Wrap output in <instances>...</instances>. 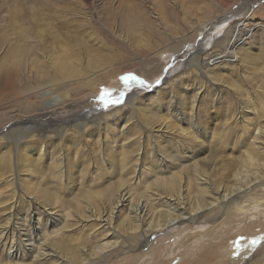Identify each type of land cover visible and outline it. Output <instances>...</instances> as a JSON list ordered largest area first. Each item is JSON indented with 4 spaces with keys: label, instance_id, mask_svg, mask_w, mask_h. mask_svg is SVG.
I'll list each match as a JSON object with an SVG mask.
<instances>
[{
    "label": "bare ground",
    "instance_id": "1",
    "mask_svg": "<svg viewBox=\"0 0 264 264\" xmlns=\"http://www.w3.org/2000/svg\"><path fill=\"white\" fill-rule=\"evenodd\" d=\"M126 1L130 4L125 12L109 15L125 29L124 34L109 27L104 30L115 41L123 38L125 49L108 55L99 52L90 55L91 50L88 52L86 44L77 38L70 45L58 34L57 23L41 13L40 8L35 11L30 3L25 8L20 1L11 0L7 13L0 17V95L13 99L20 83L17 78L27 69H21L23 65L37 71L35 85L26 81L19 91L24 108L13 109V113L10 112L13 107L8 109L11 114L6 117L7 123L0 126L5 128H0V138L11 140L8 136L11 133L15 144L11 153L10 144L0 142V176L6 175V186L11 187L8 199L0 197V212L8 210V217L0 226V264H112L115 256L141 251L155 232L180 229L183 223L190 228L200 218V211L215 210V206L217 210L200 221L212 227H206L204 232L198 228L193 236L210 235L222 223L217 220L220 212L226 220L232 221V215L250 223L257 216H264V152L258 146L264 144V48L257 49L253 42L255 29L264 27L256 16L257 12L264 15V0H199L197 5L192 4L194 11L188 17V10L179 15L164 0ZM103 2L112 5L109 0H102L104 5ZM51 5L57 6L48 4L50 9ZM88 9L76 11L81 13L80 23H98L94 18L96 10L93 13ZM151 14L153 18L149 17ZM110 18L106 17L108 21ZM230 19L233 20L223 26ZM220 24L222 33L214 30ZM126 33L134 38L133 45L123 37ZM219 33L222 35L218 36ZM80 53L88 55L83 57L86 64H82ZM163 54L173 56L165 61V66L159 58ZM239 67H248L253 73L254 88L260 94L250 89L245 77L238 73ZM129 71L139 75L145 84L150 80L154 87L121 83L116 92L109 91L120 96L123 103L104 101L99 112L87 110V101L92 100L102 82ZM23 75L32 74L28 75L26 70ZM222 88L232 92V102L241 100L238 102L241 106L235 105L231 113V129H235V124L247 128L243 137L247 142L236 150L234 140L241 139L232 131L228 138L232 145L227 143L230 154L212 174L210 183L207 173L213 159L210 152H218L225 139L222 132L212 130L214 126L210 128L212 110L217 107ZM78 104L79 112L71 115L70 109L76 111ZM108 105L113 106L105 107ZM86 151L91 154L90 160L84 157ZM171 162L177 165V171L192 169L197 179L187 180L188 190L182 187L180 176L161 174L172 168H167ZM112 163L118 171L128 168L130 176L126 183L131 186L148 181L149 173L160 174V180L155 179L162 188L155 195L159 204L154 201L149 211L145 202L132 204L120 186L115 191L106 184L103 190L94 188L92 192V187L88 188L90 182L84 180L91 175L98 180L107 179L114 173L108 169ZM227 172L233 185L219 189L216 184ZM49 175L52 180L45 179ZM34 178L41 184L42 193L36 188L29 189ZM63 179L69 190L61 192ZM52 181L54 185L49 184ZM82 185L86 192H91L73 193L76 203H72L70 192L76 193ZM258 189L261 192L253 202L252 193ZM28 190L34 191L38 198L46 195L51 204L59 202L58 212L53 211L54 207L49 210L28 207L18 218L13 217L21 205L20 193ZM239 196L242 197L238 202ZM246 214L254 216L246 218ZM88 222L94 227L92 232L82 239L73 238L74 242H64L63 237L69 231L87 226ZM185 241L182 238L180 245ZM251 258L247 264H264V252L259 258L254 255Z\"/></svg>",
    "mask_w": 264,
    "mask_h": 264
},
{
    "label": "rangeland",
    "instance_id": "2",
    "mask_svg": "<svg viewBox=\"0 0 264 264\" xmlns=\"http://www.w3.org/2000/svg\"><path fill=\"white\" fill-rule=\"evenodd\" d=\"M18 1H20L21 4L23 5V7H25V8H27L29 6V3L33 6H35V9H34L35 11H38L39 10L38 8H40L41 13H43L44 15L46 14L48 17H50L51 20H53L54 22L57 23L58 34L61 37L66 39V41L70 42V45H73L75 43L74 38H77L78 40L80 39L88 47L87 51L89 52L91 50L90 55H95L94 53H96V52L97 53L99 52L100 55L114 54V53L120 52L119 49H121V50L125 49V47H124L125 44L122 41L123 38H120L119 36H117L120 39L118 38V40L115 41L116 39L112 38L109 34H106L104 32V30H108L107 28L109 27V28H111V30H114L115 32L123 33V30H125V29H122V26L119 23H117L116 21H114L113 19H111L109 15L113 14V16L114 15L119 16V14L121 12H125L128 9L127 5L130 4L126 0H109V2L112 5H114V7H111L112 5L109 6L108 3L105 4V2H103L105 5L104 6L102 4V0L101 1L100 0H88V1L87 0H18ZM10 2H11V0H0V17H4V15L7 13V6H8L7 4H9ZM197 2H199V0H196V1L195 0H164L165 5H168L170 8H172V10L174 12H176L179 15H180V13L188 10L189 12L186 13L187 17L190 16V14H192L194 11V9H192V4L196 3V5H197L198 4ZM200 2H201V0H200ZM51 3L57 4L56 8L53 7V5H51V9H50L48 7V4H51ZM83 3L86 5H84ZM91 3L93 4V6ZM101 4H102V6H101ZM81 5H83V6L81 7ZM83 7L84 8L87 7V9L88 8L91 9V10H89V9L88 10L90 12H93V13L96 10V12L94 13V18L98 21V23L95 21H94L93 25L80 23V19H81L80 17L81 16H79V15H81V13H77V12H79L78 10L83 11L82 10ZM100 8H101V10H100ZM138 8L139 7H134V10L137 9V11H138L139 10ZM143 8H145V10L147 12H149L148 9H146V7H144L142 5V9ZM142 9L140 10L141 12H143ZM155 12L157 13V8H156ZM256 14H257L256 16H258L259 21L264 22V15H262L261 13H258V12ZM152 16L153 15L151 14L149 17H152ZM106 17H109L110 21H108L106 19ZM165 20L167 22H170V20L168 18H165ZM232 20L233 19H230L229 22L223 23V26L230 23ZM155 23L158 27L161 26V24H159L158 22H155ZM221 25L222 24H220V26H216V28L214 30L222 33L221 28H219V27H221ZM91 28L94 29L93 33L90 32ZM120 29H122V30H120ZM255 30H256V33L253 34L256 36V37L254 36V38H253V42H255L254 47H256L257 49L258 48H264V27H259V28H256ZM221 33H219L218 36L222 35ZM259 35L261 36L260 38H259ZM99 36L102 38H100ZM123 37L128 38L129 41L133 45L134 38L131 37L129 33H126L125 36H123ZM103 40L105 41V43H103ZM39 52L41 54H43L44 50L40 49ZM80 54L82 57V64H84L85 60L83 61V57L88 58V55L83 54V53H80ZM172 57H173L172 54H163V56H161L159 58H160L161 62L165 63V61L171 60ZM165 65H166V63L163 66H165ZM26 66H27V64H26ZM26 66L24 67V65H23L21 68V69L27 68V69H24L25 72H23V70L21 71L20 75H22V77L19 75V77L17 78L20 81V83L19 82L17 83V85H18L16 87L17 91H15V93L13 94V99L10 98L9 95H0V126L6 125V123H7L6 117H8L11 114L10 112H12V113L14 112V111H12L13 109L14 110L15 109L16 110H22L24 108V106H23L24 104L21 103V99L19 97V96L22 97V94H21L22 92L20 93L19 91L24 88L25 82L26 81L32 82L33 85H35V83H36V81H33V80H35L36 76L34 74H36L37 71L33 67L28 68ZM32 69L34 70V71H32L33 73L30 72ZM174 69H176V68H174ZM26 70H27L28 75L29 74H32V75H30L29 77L27 75H23L24 73L26 74ZM94 70H97V68H95ZM174 71H176V70H174ZM238 73L240 75L242 74L245 77V79H246L245 81L248 83L249 87H251L250 89L252 91L259 92L258 89L254 88L255 79L253 78V75H252L253 73L249 70L248 67L247 68L246 67L245 68L239 67ZM129 74L139 77V75H136V73H134L133 71L124 72V73L121 72V73L117 74L114 78H108L107 79L108 82H106V83L102 82L97 87L98 89H96V91H95L96 95L94 93L92 100L87 101V102H89L87 104V105H89L87 107V110L89 109L88 111H94L95 110V111L99 112L100 110H102V108H104V101L118 100L119 103H115V104L123 103V100H121L120 96H117L116 93L113 95L111 93L116 92V90H117L116 88L118 87V85L121 88V86H122L121 83H125V81L123 80V77H125ZM27 79H29V80H27ZM149 81L150 80H147V83L144 86L149 87V88L154 87V85L150 84L152 82L151 81L149 82ZM252 82H253V84H252ZM131 84H135V83H130V85ZM109 90L112 92H110ZM230 94H231V97L228 96ZM259 94H260V92H259ZM114 95H116V96H114ZM80 98H82V97H80ZM105 99H107V100H105ZM233 99H234V97L232 95V92L230 93V90H227L226 88H222V95H221V98L219 99V102H218L217 107H216L218 109L213 108L214 111L212 110V116H211L212 119L210 118L211 119L210 120L211 121L210 122V128L211 127L213 128V126H214V128L213 129L211 128V129L214 130L215 132H222L224 134L223 139L224 138L225 139L221 142V144H219L220 150L218 152H215V153H213L212 151L210 152V155L213 157V159L211 160L212 166L210 165L209 169H207V171H208L207 173L210 175V179H208V181L210 183L212 182V174L213 173L215 174V171H217L221 167V163H223L225 160H227V158L230 154V152H228L227 150H228V148H230V145H232V144L228 138H230V136L232 135V131H233V133L238 134V136L241 139L240 142L238 139H237V141L234 140L236 150L240 149L243 146V145H241L242 142H243L242 144L247 142L246 138H243L244 135H247V132H248V131H246L247 128H245L243 125L235 124L234 125L235 129L234 128H233V130L231 129L232 125H233V121H230V120H232L231 113L235 111L234 110L235 105L241 106V104L238 103L241 101L240 98H238L237 100H234L232 102ZM230 102H232V103L230 104ZM111 106H113V105H108L105 107L109 108ZM10 108H12V109H10ZM8 109H10V112H8L9 111ZM79 109L80 108H79V104H78V107L75 108L76 111H73L72 109H70V114L75 116L77 111L79 112ZM4 112L6 114L8 113V115H5ZM237 116L239 117V114ZM257 119H259V118H257ZM259 120H262V118H260ZM3 127H5V126H3ZM3 127H0V128H2V130H4L5 128H3ZM9 134L10 135H8V136L10 137V139L12 141L7 139V137L6 138L2 137V138H0V142L9 143L10 144V150L12 153L14 151L15 144L12 143L13 142L12 134L11 133H9ZM260 140H259L260 142L263 141L262 139H260ZM259 141H258V143H259ZM227 143L230 145H228ZM258 146H261L262 152H264V144L263 145L260 144ZM227 152H228V154H227ZM83 154H84V157L86 158V160H90V156H91L90 152L86 151V152H83ZM236 154H238V153L236 152ZM115 165H116L115 163H112L111 165H109L111 168H108V169H113V172H114L111 174V176L108 177L109 179L107 178L105 180H103V179L98 180V178L94 177L93 175L86 178V180L83 179L84 182H90L88 184L89 185L88 188L92 187V192H93L94 188L95 189L98 188L101 191L108 185H111V187L113 186L112 187L113 189L114 188L118 189L120 186V189L124 190V192L126 191L124 196L129 195V197L132 199V204H135L137 201H139L140 203L145 202L146 204H148L147 205L148 211L151 210V206H152L154 201H155V204H159V201H156V199H155L156 198L155 195L160 194L162 188H161V186H159L155 183L156 182L155 179L160 180V177H159V176H161L160 174L149 173L148 174L149 180L146 181L147 183L146 182L142 183V184L140 183L138 185L133 183L131 186L130 184L126 183L127 182V176H128V178L130 176L127 174L128 168H123L122 170L120 169V171H118V170H115L113 168ZM15 166H16V161L13 159V169ZM176 166L177 165H175L174 162L173 163L171 162V164L168 165L167 168H171V167L172 168L169 170L166 169V171H164V173L162 172L161 174L163 176H166V177L169 176L171 173H174L175 175L180 176L182 187L187 188V190H188L189 186L187 185V180L188 179L193 180V179H197V178L194 176L192 169L183 168L181 171H177L175 168ZM125 171H127V172H125ZM210 171H211V173H210ZM124 172H125V174H124ZM5 176H3V175L0 176L1 177L0 178V197L2 199H4V198L8 199V196H9L10 191H11V187L6 186ZM51 178L53 179V176L49 175V178L46 177L45 179L52 180ZM110 178H111V180H110ZM144 178H141V179H144ZM81 179H82V177H81ZM37 180H38L37 178L31 179V186L29 187V189H35L36 188V190H38V191H40V193H42L43 190L40 189L41 184H39L38 183L39 181H37ZM121 180H123L122 183H121ZM231 180H232V178L230 176V173L227 172V176H225L223 178V180L220 182V184H216V186H218L220 189V188H224V186L233 185L232 184L233 182L231 183ZM102 181H103V183H102ZM118 181H119V183H117ZM32 182L36 186H34L32 184ZM64 183H65V180L63 179L61 182V185H60L61 192H64V190H69L68 187H66V185ZM49 184L54 185L55 183L52 181ZM133 186L136 188H134ZM210 186L214 187L212 184H210ZM191 188H193V187L191 186ZM116 189H114V190L117 191ZM75 191H76V193L74 191L70 192L71 199L67 196V194H65V196H67L72 203H76L74 201V198H73L74 194H79V193L82 194L83 192H84L83 194H86L88 192H91L90 190H88L86 192L84 190L83 185L81 186L79 191L78 190H75ZM260 192H261V189H258L257 192H253L252 193L253 199H250V200L254 202V197L258 196L260 194ZM20 195H21V201H20L21 205H19V208H18L19 213L16 212L13 217L18 218V216L22 212L23 213L26 212L28 207H30V209L33 207L39 208V209H41V207H44V208H47L48 210L50 207H54L53 211L58 212V210H56V209H58V207L61 206L59 202H57L56 204H51L50 200H49V202L46 201V197H45L46 195L38 194L39 196L43 195V197L40 196L41 198H38V196L32 190H28L22 194L20 193ZM61 195L64 196V193H61ZM90 195H92V193H90ZM32 197H33V200H32ZM146 197H147V199H145ZM241 197L242 196L237 197L236 201H238V202L241 201ZM35 198H37V199H35ZM36 201H37V203H36ZM155 204H153V205H155ZM157 208H160V205H158ZM214 208H215V210L211 209V210H204L203 212L200 211L201 212L200 218L196 220L197 222L195 221V223H192L190 228H187L186 224L183 223L180 226V229L179 228H175V229L168 228L166 230H162L161 232L153 233L152 238L148 241V243H146V246L143 247L141 251H138V252L133 253V254L130 253V255L127 254V255L115 256V260H114V262H112V264H115V263L116 264H244V263L247 264L250 261V258L252 257V255L256 256L257 258L261 257L263 255V252H264V220L261 221L259 219H262L260 217H264V216H259V217L257 216V218H255L256 220L254 219L255 222L253 221L252 223H250V222H247L246 219L244 221H239V220H242L244 218L239 217L238 219H236L232 215L230 216V219H232V221L226 220V219H224L225 215L221 214V212H220L219 215L221 216V218L219 216V218L217 220H222V223H220L218 226L213 228V230L210 232V235L202 233V234H196L195 236H193V233L198 232L200 228H201L200 231L204 232L205 229L207 230V228L209 229L210 227H212V224H209L210 226L208 224H200V221H203V220H205V218L212 215L217 210V206H215ZM223 210H224V208H223ZM0 214H2L0 216V221H1L0 226H2L4 219L8 217V210H6L4 212H0ZM262 215H264V213ZM253 216H254L253 214L250 216H248V214H246V218H248V217L253 218ZM233 218L236 220H233ZM259 221H261L262 224H260ZM215 222H216V220H215ZM88 223H89V225H87V226L77 227L76 229L69 231L67 233L68 235L66 234L65 237H63L64 242H67L70 240L73 241V238L75 241L76 239L78 240V239H82L83 237H86L88 235L86 233L92 232V230L94 229V227H92V224L90 222H88ZM88 226H90L91 228L88 229ZM81 228H85V229L80 230ZM182 228H184V229H182ZM230 228L232 230H230ZM193 229H194V231H193ZM220 229L223 230L222 234H220L219 237H216L214 239L213 237L216 235L215 233L218 232ZM186 233H189L188 236H185ZM205 237H207L209 240H207V241L205 239L203 240V238H205ZM182 238H185L186 241H185V244L181 246L180 242H181ZM179 239H180V241H179ZM115 253H117V252H115ZM229 254H230V256H229ZM146 262H148V263H146Z\"/></svg>",
    "mask_w": 264,
    "mask_h": 264
},
{
    "label": "snow or ice",
    "instance_id": "3",
    "mask_svg": "<svg viewBox=\"0 0 264 264\" xmlns=\"http://www.w3.org/2000/svg\"><path fill=\"white\" fill-rule=\"evenodd\" d=\"M123 80L125 81L126 85H130V83H135L141 86L145 85V81L141 80L139 77L135 76V75H127L125 77H123ZM114 103H119V101H114Z\"/></svg>",
    "mask_w": 264,
    "mask_h": 264
}]
</instances>
